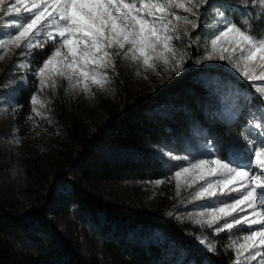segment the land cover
I'll return each instance as SVG.
<instances>
[{
    "label": "rangeland",
    "instance_id": "374dc122",
    "mask_svg": "<svg viewBox=\"0 0 264 264\" xmlns=\"http://www.w3.org/2000/svg\"><path fill=\"white\" fill-rule=\"evenodd\" d=\"M12 2L13 0H6L7 4ZM25 2L31 4L32 0H25ZM42 2L43 0H38V3ZM217 7L225 11L229 21L242 27V19H248L253 35L264 33V19L257 18L261 15L259 6L253 8L252 4H247L245 0L243 5L241 0H211L207 9H201V19L198 21L197 29L194 30L191 25L183 24L179 27L181 38L175 40L174 44L178 49L182 48L186 56L184 66L178 73L171 71V66L165 68L163 64H157L156 71L145 70L130 59H124L121 54L115 56L114 70H107V74L112 78L111 83L103 90L91 86L88 94L79 90L73 91L67 80H60L59 86L55 89L41 90L39 79L35 75L36 71L33 72L29 68L28 62L32 50L23 46L17 48L15 44H3L10 34L15 33L14 21L19 18L15 14L5 15L0 12V204L18 214L31 208L33 200L27 195L23 186L24 156L37 157L43 166L52 172H60V176L65 178H84L82 176L84 166L77 163V145L68 135V126L82 128L88 135L98 134L104 122L110 117L121 114L126 104L144 103L147 105L145 110L153 113L160 112L164 104L162 99L166 97L170 87L191 74L202 80L208 88L211 105L217 117L226 122L237 121L240 126V130L231 138V155L222 156L217 147L212 149L211 146L215 144L211 138L205 134L197 136L196 131L193 130L189 131L192 136L187 137L182 143L175 142V138L172 137L157 142L143 140L133 150L101 140L95 148L99 156L111 159L133 156L138 153L134 150L147 151L158 157L165 172L160 177L129 176L121 180H91L86 185L104 201L113 205L129 209L158 208L168 218L195 226L189 234L198 243L199 238H206L213 244L211 237L216 235L214 228L222 224L224 220H220L210 228L206 223H196L199 219L196 213L205 211V206L212 205L214 201L234 203L235 199L240 198L239 194L228 193V188L236 187V184H229L227 187L221 185L216 196L196 200L193 193L206 181L216 178L205 176L204 179H200L198 173L185 174L181 178V188L177 195L174 172L198 158L209 159L219 156L240 162L244 158V153L247 152V160L253 161L255 155L249 151L250 145L245 142L242 133L257 131L254 127L249 128V122L259 119L264 112V97L253 87V90H250L242 83L246 81L252 86L262 84L264 81L244 79L227 59L204 58L210 49L209 37L220 26L221 18L216 14ZM174 11L180 15H187L182 9H174ZM232 14L237 15V21L232 18ZM22 15L28 16V13L22 12ZM41 22H44L43 18ZM205 68L213 69L206 73ZM21 87L29 89L30 100L35 94L46 104L45 108L35 106L43 115H36L32 111L34 106L30 105V113L25 117L23 133L20 132V127L15 120L17 109L15 95ZM173 155L188 156L190 160H174L171 158ZM158 180L165 182L157 186L153 182ZM246 204L247 202L237 205L232 210L233 216H246L251 219L252 209ZM261 210H264V206L257 202V211ZM225 219L230 220L231 217ZM59 224L76 243L86 245L85 235L93 240L90 222L85 219L83 213L73 207L64 210ZM258 228L260 225H253L251 230ZM237 229L228 233L230 239L228 244L250 232L247 226H237ZM147 235L152 237L150 232ZM240 243L244 241L240 240ZM199 246L207 251L204 245L199 243ZM34 247V241L29 238L13 240L12 243V249L16 253L28 252ZM232 249L236 256L235 249L233 247ZM249 251L254 252V249ZM185 254L187 252L184 248L178 246L175 250L172 246L167 254V264H193L195 261L191 258L186 259ZM247 256L248 252L241 253L244 264H258L259 258L248 260ZM195 264L208 263L203 260Z\"/></svg>",
    "mask_w": 264,
    "mask_h": 264
},
{
    "label": "snow or ice",
    "instance_id": "6c2138e0",
    "mask_svg": "<svg viewBox=\"0 0 264 264\" xmlns=\"http://www.w3.org/2000/svg\"><path fill=\"white\" fill-rule=\"evenodd\" d=\"M210 3L211 0H43L42 3L32 0L27 4L25 0H13L7 4L6 0H0V12L15 14L19 18L14 21L15 33L10 34L3 44L43 50L51 41L53 50L35 72L40 89H55L60 80H67L73 91L88 94L91 86L103 90L111 83L107 70H114L115 56L121 54L145 70L156 71L157 64H163L178 73L186 56L185 51L174 44L181 38L179 27L183 24L197 29L201 9H207ZM241 3L243 5L244 0ZM251 4L253 8L259 6L261 15L257 18L264 19V0H251ZM174 9H182L187 15H180ZM22 12H27L28 16H23ZM216 14L221 18L220 26L209 37L210 49L204 58L227 59L244 79L264 81V33L253 35L248 19H242L243 27L229 21L222 8L217 7ZM252 87L264 97V83ZM30 102L34 106L32 111L43 115L35 106L45 108V101L34 94ZM252 127L257 131L242 133V137L255 155L253 161L247 160V152L240 162L219 156L198 158L174 172L177 195L185 174L198 173L200 179L205 176L216 178L206 181L193 193L196 200L216 196L221 185L236 184V187L228 188V193L239 194L240 198L234 203L214 201L205 206V211L196 213L199 217L196 223H206L210 228L224 220L214 228L215 234L225 230L232 233L237 226L250 229L248 234L231 243L236 251L234 264H244L242 252H248V260L259 258L258 264H264V210L257 211V202L264 206V112L259 119L249 122V128ZM211 147L215 149L216 146ZM226 152L231 155V146ZM171 158L190 160L188 156L173 155ZM164 182L153 183L159 186ZM244 202L252 209L251 219L233 216L232 210ZM253 225H260V228L251 230ZM199 243L209 252L216 250L206 238H199Z\"/></svg>",
    "mask_w": 264,
    "mask_h": 264
},
{
    "label": "trees",
    "instance_id": "16d2710c",
    "mask_svg": "<svg viewBox=\"0 0 264 264\" xmlns=\"http://www.w3.org/2000/svg\"><path fill=\"white\" fill-rule=\"evenodd\" d=\"M245 2L249 4L251 0ZM232 18L237 21V15L232 14ZM52 49L51 41L43 50L31 49L29 68L35 72ZM205 69L209 73L213 68ZM242 83L253 90L246 81ZM15 102V120L23 133L25 117L30 113L29 89L21 87ZM162 102L163 110L156 113L145 110L144 103L126 104L121 114L104 122L98 134L88 135L82 128L68 126V135L77 145V163L84 166V178H65L47 169L37 157L24 156L23 186L33 204L19 214L0 204V264H167L172 246L175 250L178 246L184 248L185 258L198 263L205 260L208 264H234L235 253L227 243V230L211 237L214 253L202 250L189 234L195 226L168 218L158 208L113 205L86 185L91 180L160 177L165 172L158 157L147 151L134 150L138 153L119 158L101 157L95 152L101 140L133 150L143 140L157 142L172 137L182 143L193 130L197 136L211 138L222 156L229 155L226 149L240 126L237 121L217 117L202 80L191 74L182 78L170 87ZM69 207L83 213L90 222L93 240L85 235L86 245L76 243L60 227V216ZM149 232L152 237L147 235ZM22 238L32 239L34 249L16 253L13 240Z\"/></svg>",
    "mask_w": 264,
    "mask_h": 264
}]
</instances>
